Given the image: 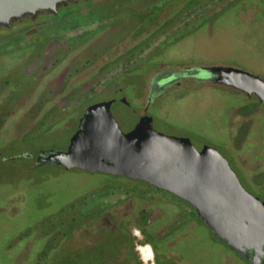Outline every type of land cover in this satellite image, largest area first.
I'll use <instances>...</instances> for the list:
<instances>
[{
  "label": "rangeland",
  "instance_id": "1",
  "mask_svg": "<svg viewBox=\"0 0 264 264\" xmlns=\"http://www.w3.org/2000/svg\"><path fill=\"white\" fill-rule=\"evenodd\" d=\"M83 13L95 21L73 29L58 30L54 35L44 29L46 23L39 22L29 30L41 35L28 38L30 41L41 40L34 44L35 48L30 45L14 50L15 53L8 54V57L0 56V101L19 90L21 84L22 88L40 84L42 63L51 62L46 53L40 55V60L37 57L44 47L54 48L53 65L57 64L52 71H47L49 88L52 86L55 92L65 88L66 94L88 95L89 101L83 104L84 107L91 102L108 100L115 96L116 88L126 87V94L132 96L127 97L132 107H137L133 103L136 100L143 108L148 101L147 84L151 75L196 62L237 66L264 78V0H95V10L85 9ZM154 14L157 16L148 21L147 17ZM143 28L148 29L139 36L137 32ZM5 37L0 33V47H4ZM15 37L19 40L16 43L23 41L17 35ZM6 58L15 60L10 62ZM224 92L213 86H173L163 96L154 98L152 116L158 131L187 136L197 148L206 144L216 147L238 172L227 148L228 144H233L224 127L228 126L229 106L234 103L237 109V104L246 103V99ZM16 94L21 95V92ZM75 107L74 103L70 107L59 106L56 112L72 111ZM236 109L230 114L235 123ZM136 112L122 103L117 102L113 106V114L124 131L136 124L141 110ZM252 116L241 118L244 122ZM256 118L259 124L253 132L251 130L243 149L264 158V115ZM37 130L29 139L18 140L15 136L10 142L0 144V182L30 177L44 190L46 204L52 197L62 202L78 189L76 187L86 184L84 173L64 171L57 166L52 170H28L27 165L32 163L15 158V154L35 152L42 147L69 150L76 131L73 133L72 128H62L61 125ZM52 174L53 180H45ZM238 174L242 181V173ZM2 198L3 193L0 192V200ZM32 203H26V206ZM3 208L0 210L1 244H4L6 232L2 223L12 212ZM15 222L19 224L18 219ZM212 243L211 233L202 229L184 239L178 248L190 258L217 260L221 258V245L215 243L213 246ZM3 249L4 245H1L0 264H11ZM59 257L56 259L60 260ZM221 263L240 264L230 256L220 259Z\"/></svg>",
  "mask_w": 264,
  "mask_h": 264
},
{
  "label": "flooded vegetation",
  "instance_id": "2",
  "mask_svg": "<svg viewBox=\"0 0 264 264\" xmlns=\"http://www.w3.org/2000/svg\"><path fill=\"white\" fill-rule=\"evenodd\" d=\"M50 15L52 14L44 12L36 19L27 17L13 23L9 28L0 29L20 28L23 22L31 25L42 22L48 25L51 23ZM48 33L54 35L55 31ZM15 51L0 47V56L6 57ZM53 51L54 48L44 47L37 54L40 60V55L46 53L51 61L48 64L42 63L40 84H30L31 86L25 88L21 84L18 86L19 90L0 101V144L10 142L15 136L18 140L29 139L38 132V128L52 129L57 125L72 128L74 133L79 129L88 106L94 103L84 107L83 104L89 101L88 95L66 94L65 88L59 92L52 90V86L49 88L50 75L47 71H52L57 66L56 63L53 65ZM6 59L10 62L15 60ZM206 64L196 62L190 66L162 70L154 76L151 75L147 84V105L142 108L133 100L137 107L133 108L129 102L130 106L138 112L141 110V116L153 115L154 98L163 96L173 86H213L223 92L233 93L239 99L245 98L246 103L237 104V109L234 103L229 106L228 126L224 130L233 145L228 144L227 148L236 170L242 173L241 182H244L246 189L252 194L264 201V158L243 149V143L249 140L251 130L253 132L259 124L256 116L264 115V102L255 95L249 96L212 82L200 81L194 75L195 70ZM173 73L176 75L173 81L160 83L164 77ZM17 91L21 95H17ZM125 91L128 92L126 87L116 88L115 96L110 99L119 100L122 97L127 98L128 95L132 97ZM72 103L76 105L74 110L56 112L59 106L70 107ZM234 109L236 123L230 117ZM252 114V117L242 121L243 116ZM56 151L58 150L51 147H42L35 152L15 154V158L31 162L32 165L26 167L28 170H52L57 166L64 171L77 170L84 173L86 184L76 187L78 189L64 201L59 202L57 197H52L46 204L42 193L44 190L31 181L30 177L0 182V192L3 193L0 210L4 207L3 209H11L13 212L7 214L2 223L6 232L4 244L0 243V246L4 245L3 250L8 254L11 264H219L220 259L225 256L232 257L240 264H254L253 250L237 249L219 238L187 200L142 179L100 171L90 172L78 167L68 169L56 161L48 160ZM53 176L52 174L45 180L52 179ZM26 203H32L33 206H26ZM17 219L18 225L15 222ZM202 229L211 233L213 246L221 245V258H190L179 250L178 246L184 239L196 235ZM145 253L149 258L145 257ZM57 257L60 258L59 261ZM258 264H264V256Z\"/></svg>",
  "mask_w": 264,
  "mask_h": 264
},
{
  "label": "water",
  "instance_id": "3",
  "mask_svg": "<svg viewBox=\"0 0 264 264\" xmlns=\"http://www.w3.org/2000/svg\"><path fill=\"white\" fill-rule=\"evenodd\" d=\"M78 1L82 0H0V27L9 28L27 17L36 19L44 12L58 14L62 7ZM194 75L264 102V78L248 70L201 65ZM175 78L173 73L160 83ZM117 102L133 109L126 97L92 103L69 150L56 151L48 160L68 169L142 179L166 189L194 206L219 238L237 249L253 250L254 264H258L264 256V201L246 189L228 158L214 146L199 149L187 136L158 131L150 114L139 116L124 131L113 114Z\"/></svg>",
  "mask_w": 264,
  "mask_h": 264
},
{
  "label": "trees",
  "instance_id": "4",
  "mask_svg": "<svg viewBox=\"0 0 264 264\" xmlns=\"http://www.w3.org/2000/svg\"><path fill=\"white\" fill-rule=\"evenodd\" d=\"M193 0H188V2H192ZM85 9H93L95 10V0H86V1H78V2H74L71 3L67 6L62 7L58 14H52L50 15V21L51 23L48 24L46 26V28H44L46 31L52 32H58L59 31H64V30H68V29H73V28H77L80 25H88L90 22L95 21V20H90L85 16L83 11ZM229 12L231 13V11L229 10ZM156 14V13H155ZM152 15V16H148L147 20H152L154 19L157 15ZM78 17V18H77ZM99 20V19H98ZM258 21V19H257ZM41 23V22H40ZM256 23V22H255ZM37 24V23H36ZM35 23H33L31 25V23L28 22H23V24L21 25L20 28L16 27L14 29H0V33L3 31L5 33H3L4 36L8 37V38H4L3 42H4V47L5 49H9V45L11 46L12 50H20L23 49L24 47H28V46H34V44L38 43L39 41L41 42V40H37V39H33L32 41L28 40V38L33 37V38H37L35 36H41L40 34L34 33V31L29 32L30 28L36 25ZM41 28V27H40ZM148 28H143L138 30L137 34L139 36H141L143 33H145L147 31ZM45 32V31H43ZM18 39H22L23 43H16L19 40H16V36ZM11 38V39H10ZM25 42V44H24ZM142 50V49H141ZM93 91V90H91Z\"/></svg>",
  "mask_w": 264,
  "mask_h": 264
},
{
  "label": "bare ground",
  "instance_id": "5",
  "mask_svg": "<svg viewBox=\"0 0 264 264\" xmlns=\"http://www.w3.org/2000/svg\"><path fill=\"white\" fill-rule=\"evenodd\" d=\"M146 252V251H145ZM145 257H148L149 258V255L145 253Z\"/></svg>",
  "mask_w": 264,
  "mask_h": 264
}]
</instances>
